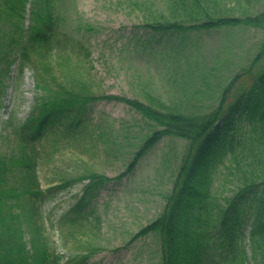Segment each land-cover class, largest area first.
I'll list each match as a JSON object with an SVG mask.
<instances>
[{"label":"rangeland","instance_id":"374dc122","mask_svg":"<svg viewBox=\"0 0 264 264\" xmlns=\"http://www.w3.org/2000/svg\"><path fill=\"white\" fill-rule=\"evenodd\" d=\"M54 1L56 14L62 18L58 32L68 36L59 49L65 48L69 67L84 76L85 89L93 95L124 96L158 111L197 117L217 106L222 89L236 75L226 102L264 69L260 61L252 65L264 41L262 27L242 24L167 37L145 26L156 22L188 26L208 17H253L264 12V0H199L205 13L197 20L189 18L184 9L170 6V0ZM30 3L25 5L24 28L30 23ZM0 4L4 9V0ZM175 38L183 50L172 44ZM86 52L88 59L84 58ZM53 54L51 64L57 73L59 52ZM11 68L0 108V124L10 122L0 128V154L6 156L15 150L14 130L29 113L36 93L34 64L30 61L21 75L17 66ZM57 76L64 82L61 71ZM87 117L86 130L79 138L61 127L40 144L36 171L41 189L48 192L40 208L51 247L63 254L62 264H70L71 256H87L79 264H159L155 238L132 240V236L161 212L186 142L163 137L131 174L99 191L91 201L90 214L78 218L82 214L70 211L84 182L59 186L90 172L115 177L150 133L148 122L122 102L98 100L90 104ZM225 188L219 187L215 174L214 195H231L228 185ZM14 222L4 247H12L11 256L19 264L17 240L23 228L16 232Z\"/></svg>","mask_w":264,"mask_h":264},{"label":"trees","instance_id":"16d2710c","mask_svg":"<svg viewBox=\"0 0 264 264\" xmlns=\"http://www.w3.org/2000/svg\"><path fill=\"white\" fill-rule=\"evenodd\" d=\"M26 3L27 0H4V9L0 4V98L6 87L4 80L15 62L19 73L30 61L34 64L37 88L31 111L16 130L14 152L8 156L0 154V264H17L11 256L12 247H4L13 220L16 232L23 228L17 240L19 264H58L59 256L48 252L39 224V202L44 192L39 189L35 174V142L57 126L81 132L87 105L98 99L126 104L153 130L114 179L88 175L83 195L73 207L75 212L83 211L106 184L131 173L138 160L163 136L182 138L187 146L163 209L132 240L152 235L158 245L159 264H264V69L252 84L226 102L238 76L234 77L222 89L217 106L209 114L197 117L158 111L125 97L92 95L85 89V81L69 67L65 48L59 49L67 36L57 31L59 17L54 14V0H31L30 23L24 28ZM170 3L184 9L191 19L205 13L199 0ZM241 24L264 28V12L246 18L208 17L188 26L180 22L145 26L156 32L185 33ZM53 51L59 52L57 73L51 64ZM259 61L264 66V42L252 65ZM60 71L64 82L58 81ZM215 174L219 187L228 185L231 195H214L211 186ZM24 195L27 199L22 198ZM15 206L17 211L13 210ZM24 230L29 234V249L23 240Z\"/></svg>","mask_w":264,"mask_h":264}]
</instances>
